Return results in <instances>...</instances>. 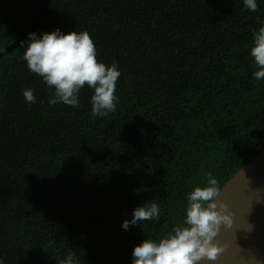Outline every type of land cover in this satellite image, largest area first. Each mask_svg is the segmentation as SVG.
<instances>
[{"label":"trees","instance_id":"16d2710c","mask_svg":"<svg viewBox=\"0 0 264 264\" xmlns=\"http://www.w3.org/2000/svg\"><path fill=\"white\" fill-rule=\"evenodd\" d=\"M47 0L32 32L86 31L116 64L114 111L93 117L48 101L20 44L0 56V260L131 264L132 247L184 227L187 195L220 187L264 147V78L249 48L264 0ZM42 0H0V50L33 24ZM34 102H27L25 89ZM159 215L121 228L134 207Z\"/></svg>","mask_w":264,"mask_h":264},{"label":"clouds","instance_id":"9594fccd","mask_svg":"<svg viewBox=\"0 0 264 264\" xmlns=\"http://www.w3.org/2000/svg\"><path fill=\"white\" fill-rule=\"evenodd\" d=\"M250 10L257 9L256 0H243ZM20 47L23 59L30 72L40 76L43 82L54 89L50 104L63 103L78 106V93L87 84L93 89L91 114L93 117L107 116L114 111L118 97L115 95L116 81L121 73L116 64L105 65L96 58V48L86 31L70 30L63 32L59 28L52 31L30 32ZM257 71L255 79L264 78V21L252 32L249 48ZM25 100L34 102L32 89L23 91ZM217 181L209 174L205 187H195L187 195L184 227H176L171 234L158 242L143 239L131 250V264H202L212 262L222 249L214 241L221 225L231 227L232 213L228 205L218 201ZM156 203H144L132 209L131 218L121 222V228L127 230L130 225H139L141 221L158 217ZM0 264H4L0 260ZM61 264H76L74 254L69 253Z\"/></svg>","mask_w":264,"mask_h":264},{"label":"water","instance_id":"95a60500","mask_svg":"<svg viewBox=\"0 0 264 264\" xmlns=\"http://www.w3.org/2000/svg\"><path fill=\"white\" fill-rule=\"evenodd\" d=\"M47 0L31 27L0 50V56L24 41L43 16ZM216 199L228 205L231 227L221 225L214 241L222 249L215 261L202 264H264V147L238 169L217 191Z\"/></svg>","mask_w":264,"mask_h":264}]
</instances>
